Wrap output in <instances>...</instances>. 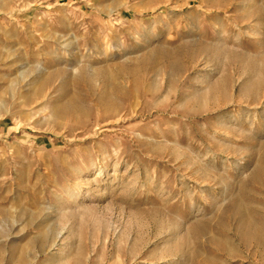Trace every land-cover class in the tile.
Instances as JSON below:
<instances>
[{"label":"rangeland","instance_id":"rangeland-1","mask_svg":"<svg viewBox=\"0 0 264 264\" xmlns=\"http://www.w3.org/2000/svg\"><path fill=\"white\" fill-rule=\"evenodd\" d=\"M0 264H264V0H0Z\"/></svg>","mask_w":264,"mask_h":264}]
</instances>
